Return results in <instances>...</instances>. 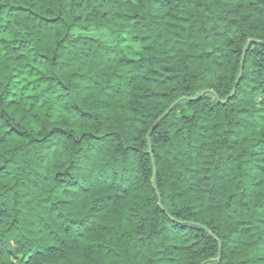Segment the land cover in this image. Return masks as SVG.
I'll list each match as a JSON object with an SVG mask.
<instances>
[{
  "label": "trees",
  "instance_id": "trees-1",
  "mask_svg": "<svg viewBox=\"0 0 264 264\" xmlns=\"http://www.w3.org/2000/svg\"><path fill=\"white\" fill-rule=\"evenodd\" d=\"M0 264H264V0H0Z\"/></svg>",
  "mask_w": 264,
  "mask_h": 264
},
{
  "label": "water",
  "instance_id": "water-1",
  "mask_svg": "<svg viewBox=\"0 0 264 264\" xmlns=\"http://www.w3.org/2000/svg\"><path fill=\"white\" fill-rule=\"evenodd\" d=\"M249 44H250V42H248V44L246 45V48L245 49H247V47L249 46ZM241 75V74H240Z\"/></svg>",
  "mask_w": 264,
  "mask_h": 264
}]
</instances>
